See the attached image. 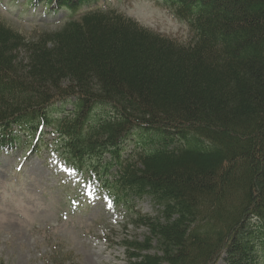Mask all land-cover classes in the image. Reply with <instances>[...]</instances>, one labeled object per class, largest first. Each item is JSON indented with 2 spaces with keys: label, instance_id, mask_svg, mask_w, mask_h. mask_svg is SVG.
Returning <instances> with one entry per match:
<instances>
[{
  "label": "trees",
  "instance_id": "16d2710c",
  "mask_svg": "<svg viewBox=\"0 0 264 264\" xmlns=\"http://www.w3.org/2000/svg\"><path fill=\"white\" fill-rule=\"evenodd\" d=\"M27 1L76 15L96 0ZM162 1L190 40L113 10L32 41L0 21V150L52 134L148 230L122 240L134 264H264V0ZM144 197L156 216L134 210Z\"/></svg>",
  "mask_w": 264,
  "mask_h": 264
},
{
  "label": "rangeland",
  "instance_id": "374dc122",
  "mask_svg": "<svg viewBox=\"0 0 264 264\" xmlns=\"http://www.w3.org/2000/svg\"><path fill=\"white\" fill-rule=\"evenodd\" d=\"M92 10H113L178 41L192 37L188 23L162 0H96L76 15L25 0H0V21L32 41ZM53 137L47 133L44 142ZM132 147L125 144L127 152ZM52 148L43 144L37 153L25 145L0 150V264H134L122 240L142 241L148 230L132 224L122 205L108 204L100 193L93 196L82 181L69 176ZM134 205L138 214L157 215L158 207L148 197Z\"/></svg>",
  "mask_w": 264,
  "mask_h": 264
},
{
  "label": "bare ground",
  "instance_id": "6f19581e",
  "mask_svg": "<svg viewBox=\"0 0 264 264\" xmlns=\"http://www.w3.org/2000/svg\"><path fill=\"white\" fill-rule=\"evenodd\" d=\"M134 263V262H133Z\"/></svg>",
  "mask_w": 264,
  "mask_h": 264
}]
</instances>
